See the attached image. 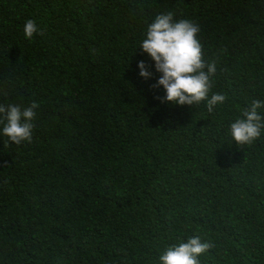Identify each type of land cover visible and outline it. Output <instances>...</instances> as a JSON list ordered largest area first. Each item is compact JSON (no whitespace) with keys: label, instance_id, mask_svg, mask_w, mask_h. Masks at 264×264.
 I'll use <instances>...</instances> for the list:
<instances>
[{"label":"trees","instance_id":"obj_1","mask_svg":"<svg viewBox=\"0 0 264 264\" xmlns=\"http://www.w3.org/2000/svg\"><path fill=\"white\" fill-rule=\"evenodd\" d=\"M168 11L199 25L213 112L153 87L140 45ZM256 98L264 0H0V103H40L31 143L0 134V264H160L196 235L200 264H264V131L230 135Z\"/></svg>","mask_w":264,"mask_h":264},{"label":"clouds","instance_id":"obj_2","mask_svg":"<svg viewBox=\"0 0 264 264\" xmlns=\"http://www.w3.org/2000/svg\"><path fill=\"white\" fill-rule=\"evenodd\" d=\"M24 36L31 40L35 34L43 35L36 22L28 19L24 25ZM199 25L187 19H175L171 11L158 14L148 24L141 47L155 62V68L162 73L153 87L163 86L166 96L163 100L179 105H199L206 102L209 112L222 105L226 96L209 93L216 73L214 62H206L203 45L198 34ZM140 75L148 78L152 73L144 61L139 62ZM40 103L32 101L27 107L18 104L0 103V134L20 145L33 140L34 119ZM264 100L253 99L250 106L242 110V117L230 124V135L239 145L252 144L264 131ZM213 245L200 236H191L187 241L169 246L159 257L160 264H200L199 257Z\"/></svg>","mask_w":264,"mask_h":264}]
</instances>
